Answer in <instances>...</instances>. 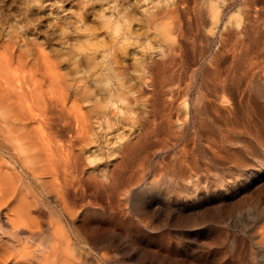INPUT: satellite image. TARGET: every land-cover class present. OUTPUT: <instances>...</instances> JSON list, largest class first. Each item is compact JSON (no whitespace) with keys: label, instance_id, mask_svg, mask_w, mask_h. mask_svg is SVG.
Wrapping results in <instances>:
<instances>
[{"label":"bare ground","instance_id":"bare-ground-1","mask_svg":"<svg viewBox=\"0 0 264 264\" xmlns=\"http://www.w3.org/2000/svg\"><path fill=\"white\" fill-rule=\"evenodd\" d=\"M16 17L0 264H264V0H62L45 43Z\"/></svg>","mask_w":264,"mask_h":264},{"label":"rangeland","instance_id":"rangeland-1","mask_svg":"<svg viewBox=\"0 0 264 264\" xmlns=\"http://www.w3.org/2000/svg\"><path fill=\"white\" fill-rule=\"evenodd\" d=\"M26 3L28 5H26ZM0 5H1V7H0V20H1L0 23L1 22L2 23L7 22L5 24L3 23V25H4V26L2 25L3 27H5L6 24L14 25L15 23L17 26L18 23L16 20H18V22H19V19L16 16H20V17L25 16L26 18L32 19L33 20L32 23H36L35 26L37 25L36 27L34 26V28H33L34 32L36 31L35 32L36 34L33 33L32 36L35 37L38 42L44 41V43H45V38H46L45 34L48 33V28L51 27V25H54V23L56 21L57 22L59 21V16L61 15L62 0H0ZM27 6H29V7L27 8ZM5 12H6V14H5ZM8 12H10V13H8ZM12 15H14L15 17L14 16L11 17ZM39 16H40V18H39ZM2 17H4V19ZM8 19L10 21H7ZM14 19H16V20H14ZM1 32L3 34L4 30H2ZM57 45H58V42L57 43H50V45H48L46 47L45 51L47 49L49 50V49L55 48Z\"/></svg>","mask_w":264,"mask_h":264}]
</instances>
